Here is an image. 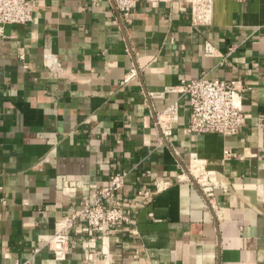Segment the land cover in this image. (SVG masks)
<instances>
[{
    "label": "crops",
    "instance_id": "crops-1",
    "mask_svg": "<svg viewBox=\"0 0 264 264\" xmlns=\"http://www.w3.org/2000/svg\"><path fill=\"white\" fill-rule=\"evenodd\" d=\"M37 2L33 21L0 33V264H264V0H213L212 22L197 27L186 0L141 1L129 25L109 0ZM201 76L249 87L238 134H190L186 96H150ZM175 102L167 141L155 112ZM197 166L230 181L220 218L177 178ZM119 171L121 198L168 185L129 213L132 224L93 233L78 223L56 261L44 244L57 221Z\"/></svg>",
    "mask_w": 264,
    "mask_h": 264
},
{
    "label": "built area",
    "instance_id": "built-area-1",
    "mask_svg": "<svg viewBox=\"0 0 264 264\" xmlns=\"http://www.w3.org/2000/svg\"><path fill=\"white\" fill-rule=\"evenodd\" d=\"M99 0H94L98 2ZM118 12L117 22L129 25L133 22V11L141 2L157 6L161 0H109ZM190 4L192 26L210 24L213 18V0H186ZM37 0H0V33H4L7 25L27 24L34 19V7ZM238 44L229 48L231 53ZM205 53L208 56L216 55L217 50L212 43L207 42ZM49 60L50 68L60 65L57 58L51 53H45ZM138 75V69L133 66L126 75L123 83H128ZM249 89L240 80H227L201 76L190 80H183L179 85L170 86L163 92H151L150 96L156 98L165 92L178 93L186 96L189 101L190 118L187 125L188 133H218L223 136L238 134L250 114L242 104L243 92ZM178 107L176 102L167 106L162 111L155 112V127L157 131L170 141L172 135L175 112ZM235 153L230 149L224 151V156L229 158ZM128 172H111L106 182L97 190L93 197L80 200L78 207L65 214L57 221V232L44 244L54 254L56 261L67 260L71 251V234L78 223H84L91 232L99 233L105 226L119 228L124 223H133L131 211L145 207L151 199L168 185L167 181L157 180L154 189H140L137 193L138 200L121 198L120 192L126 185ZM195 183L207 205L216 217L221 216L222 207L217 201V193L228 192L230 181L220 178L215 170L201 167H187L182 175H177L179 180L183 177ZM139 201V202H138ZM152 215V214H151ZM130 224V225H131ZM136 231L135 229L131 230ZM34 249V253L40 251ZM16 264H35L31 260H16Z\"/></svg>",
    "mask_w": 264,
    "mask_h": 264
}]
</instances>
